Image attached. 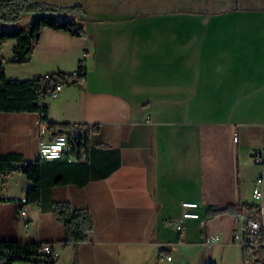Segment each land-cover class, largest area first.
Returning a JSON list of instances; mask_svg holds the SVG:
<instances>
[{
  "label": "crops",
  "instance_id": "1",
  "mask_svg": "<svg viewBox=\"0 0 264 264\" xmlns=\"http://www.w3.org/2000/svg\"><path fill=\"white\" fill-rule=\"evenodd\" d=\"M38 1L81 6L85 33L44 28L30 54L34 77L81 61L87 76L43 99L55 127L43 131L39 112L0 111V151L36 160L41 139L79 129L90 179L44 188L39 203L21 197L24 221L3 238L50 242L55 264H216V245L229 252L252 214L208 218V206L254 203L263 171L253 156L264 149V0ZM10 176L0 195L13 198ZM22 179L21 196L32 184ZM184 200L198 202L199 217L179 231L169 222L180 221ZM56 201L91 211L86 241L57 242ZM212 235L224 241L207 243Z\"/></svg>",
  "mask_w": 264,
  "mask_h": 264
},
{
  "label": "trees",
  "instance_id": "2",
  "mask_svg": "<svg viewBox=\"0 0 264 264\" xmlns=\"http://www.w3.org/2000/svg\"><path fill=\"white\" fill-rule=\"evenodd\" d=\"M83 11V8L78 5L61 7L38 0H0V111L44 112L43 118L48 122L49 127L57 125L49 121L48 105L43 103V99L59 82L82 83L87 76V66L83 61L79 62L75 70L78 73L77 76H73V72H65L67 77L62 76V72H54L48 77L40 75L29 79H14L7 77L2 49L7 39H16L13 49L14 61L22 62L31 54L42 30L46 27L82 36L85 31L82 26L78 25V20H81L80 16ZM25 12L35 14L29 29L16 26L10 29L4 27V25L19 22ZM88 139V134L82 131L78 142L69 150L77 157L73 161H70L68 156L51 160L42 158L29 160L18 152L2 153L0 151V182L3 176L13 172L25 174L32 182L31 186L24 191L25 201H22L27 203H39L42 190L47 187L67 183H75L83 187L90 179V163L87 159L82 160L81 157L83 150H88ZM9 199L0 195V204ZM22 209L20 208L19 211ZM256 210L257 204L255 203L229 204L223 208L209 205L208 218L221 213L238 215L241 212H247L251 215ZM53 216L63 228V234L57 240L63 246L86 241L90 231L94 228V217L91 211L84 207H74L69 201L54 202ZM261 240L264 241V235ZM45 243L50 242L0 236V264H55L56 260L50 259L49 255L42 251ZM251 254L255 255L254 264H264V245L255 249L243 246L244 259L247 260Z\"/></svg>",
  "mask_w": 264,
  "mask_h": 264
},
{
  "label": "built area",
  "instance_id": "3",
  "mask_svg": "<svg viewBox=\"0 0 264 264\" xmlns=\"http://www.w3.org/2000/svg\"><path fill=\"white\" fill-rule=\"evenodd\" d=\"M77 71L72 73L73 76H77ZM62 76L67 77L65 72L61 73ZM46 77L49 74L45 75ZM64 83L59 82L56 84L54 89L51 91L50 95L56 96L62 90ZM44 112L39 113V122L42 126V130H45L46 120L43 118ZM149 117V116H148ZM82 131L79 129L64 130L55 133L49 140L41 139L39 143V158H42V152L46 149H68L74 146L81 135ZM86 150H83L81 157L86 155ZM77 157L72 154V160H76ZM254 162L262 166V174L258 176L255 180L253 187V198L258 201L257 210L251 215V217L244 222L234 233L233 241L239 243L242 246H246L251 249L258 248L264 245V241L261 237L264 235V149L257 151L253 156ZM22 200L25 201V196L23 195ZM198 202L184 200L182 202V217L178 222H169L177 230L181 231L183 229L184 220L189 218L199 217V212L197 211ZM25 210H21V214H25ZM220 240L219 235H212L207 238V243H214ZM42 251L49 255L50 259L56 260L58 253L53 248L51 243H45L42 247ZM168 259H172V256H168ZM31 264V263H24ZM187 264V263H181Z\"/></svg>",
  "mask_w": 264,
  "mask_h": 264
},
{
  "label": "rangeland",
  "instance_id": "4",
  "mask_svg": "<svg viewBox=\"0 0 264 264\" xmlns=\"http://www.w3.org/2000/svg\"><path fill=\"white\" fill-rule=\"evenodd\" d=\"M84 13V11L81 13V15ZM33 12H25L19 22L16 24H7L4 25L5 28L10 29L14 26L24 29H29L30 23L33 20L34 17ZM71 17V16H69ZM79 18V17H78ZM78 25L82 26V20H78ZM16 44V39L9 38L4 43L3 49H2V56H3V63L5 67V71L7 74V77L14 78V79H29L34 77V60H31V56L29 55L28 58L25 61L22 62H16L14 61V45ZM68 154L64 153V157H67ZM251 168V169H250ZM249 176H252L257 173L256 167H251L249 165ZM23 176V177H21ZM22 178H27L25 174L21 172H13L11 173V176L8 177V184L6 186V190H9V192H6L7 195H12L6 203L0 204V223L2 225V231L1 236L8 237L9 234L13 233L15 235V230H13V223L15 222L20 227L24 221V216L21 214V211H19L18 206L20 204V198L22 197V190H21V182ZM5 190V191H6ZM9 193V194H8ZM252 202V200H250ZM255 204H258V201H254ZM229 228H225V233L222 234L226 235L228 234ZM221 234V235H222ZM224 235L220 236V240L217 242H214V245L221 244L224 241ZM10 237V236H9ZM222 237V238H221ZM234 242V241H233ZM231 243V247L229 249V252L226 254H221V250L217 251V245L214 249V253H216L217 256V262L216 264H254L255 263V255L251 254L250 257L245 260L243 257V246L239 243ZM206 245V244H205ZM208 248V247H206ZM207 252H211V250L207 249ZM213 252V251H212ZM223 258H220V257Z\"/></svg>",
  "mask_w": 264,
  "mask_h": 264
},
{
  "label": "bare ground",
  "instance_id": "5",
  "mask_svg": "<svg viewBox=\"0 0 264 264\" xmlns=\"http://www.w3.org/2000/svg\"><path fill=\"white\" fill-rule=\"evenodd\" d=\"M68 149H46L42 152V159H55V158H63L64 153L68 154V159L71 161L72 160V154L68 153Z\"/></svg>",
  "mask_w": 264,
  "mask_h": 264
}]
</instances>
